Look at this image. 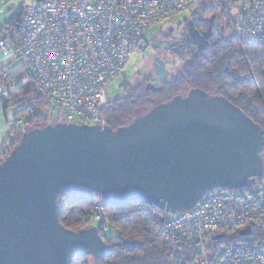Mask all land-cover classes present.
Segmentation results:
<instances>
[{
	"label": "water",
	"instance_id": "1",
	"mask_svg": "<svg viewBox=\"0 0 264 264\" xmlns=\"http://www.w3.org/2000/svg\"><path fill=\"white\" fill-rule=\"evenodd\" d=\"M263 134L229 100L197 88L116 130L56 122L24 131L0 163V264H71L74 253L112 252L97 226L74 231L59 222L61 192L177 214L210 191L253 188L264 174Z\"/></svg>",
	"mask_w": 264,
	"mask_h": 264
},
{
	"label": "built area",
	"instance_id": "2",
	"mask_svg": "<svg viewBox=\"0 0 264 264\" xmlns=\"http://www.w3.org/2000/svg\"><path fill=\"white\" fill-rule=\"evenodd\" d=\"M225 2L245 9L246 40L264 46V0ZM191 4L192 0H36L23 6L17 43L0 34V93L12 84L8 66L20 58L32 86L48 108L61 112L63 122L106 126L102 111L111 99L112 85L123 76L133 52L143 49L144 34ZM260 76L264 109V67ZM9 147V140L0 144V163ZM261 154L264 165V146ZM233 191H210L182 213L157 209L164 218L158 225L163 242L175 249L197 245L199 254L190 264H264V242L226 245L212 260L205 253L210 234L264 225V174L253 188L242 194ZM152 208L145 206L147 211ZM94 221L99 222L101 236L111 228L100 202L94 206Z\"/></svg>",
	"mask_w": 264,
	"mask_h": 264
},
{
	"label": "trees",
	"instance_id": "3",
	"mask_svg": "<svg viewBox=\"0 0 264 264\" xmlns=\"http://www.w3.org/2000/svg\"><path fill=\"white\" fill-rule=\"evenodd\" d=\"M218 1L223 8L231 4L225 0ZM241 11L245 18L242 29H245V9L241 7ZM21 12L22 7L14 18L0 29V34L8 35L12 44L17 43ZM263 67L264 46L248 42L245 32H242L239 38L231 34L228 38L209 40L197 56L192 54L185 59L178 76V87H165L160 92L153 93L141 90L142 87L131 90L130 86L124 85L122 94L110 99L102 113L107 126L116 130L126 126L140 113L154 105L166 102L187 85L226 98L264 130V109L260 100V74ZM7 80L12 84L5 86L0 93V99L4 107L15 108V120L10 126L8 137L9 154L21 140L24 131L64 120H61V115L57 111L46 106L22 65L19 69L10 71ZM141 109L143 111L137 114ZM5 159L6 157L2 162ZM56 202L59 208V222L65 228L74 231L91 227L94 206L96 202H100L103 214L110 221V230L114 232L102 235L105 243L112 248L109 255L96 258L92 255L74 253L71 256V264H90L88 260L90 257L93 258V264H190L199 254L195 244L175 249L163 242L158 232L162 218L160 212L155 208L147 211L145 209L147 204L140 200L115 206L106 203L96 193L61 192ZM249 228V232L243 235L240 234L242 229L210 234L205 242V253L212 260L226 245L235 243L255 245L264 242V225H250Z\"/></svg>",
	"mask_w": 264,
	"mask_h": 264
},
{
	"label": "flooded vegetation",
	"instance_id": "4",
	"mask_svg": "<svg viewBox=\"0 0 264 264\" xmlns=\"http://www.w3.org/2000/svg\"><path fill=\"white\" fill-rule=\"evenodd\" d=\"M187 13L188 17L183 20H177V11L156 24L150 41H145L142 50H136L140 53L150 50L145 63H149L151 68L149 72H145L146 76L142 82L146 92L157 93L165 87H178V76L185 59L192 54L197 56L203 49V42L207 45V41L220 40L224 36L226 27L222 21L226 18L225 12H214L212 16L195 15L189 8ZM207 32L208 35L205 34ZM141 71L138 69L137 74ZM130 88L140 89L141 84L135 86L133 83ZM191 89L193 88L185 85L168 100L178 95L185 96Z\"/></svg>",
	"mask_w": 264,
	"mask_h": 264
},
{
	"label": "rangeland",
	"instance_id": "5",
	"mask_svg": "<svg viewBox=\"0 0 264 264\" xmlns=\"http://www.w3.org/2000/svg\"><path fill=\"white\" fill-rule=\"evenodd\" d=\"M36 4V0H0V29H2L7 22H9L16 13L19 11V9L23 6H30ZM190 8L193 10V13L195 15L203 14L205 16H212L214 12H217L219 10H222L225 12L226 18L223 19L222 23L226 27V32L224 34V38H228L232 35L239 38V36L242 35V32H245V29H242L244 25L245 18L243 17V13L241 11V6H238L237 4L233 3L228 5L227 8H223L222 4L219 3L218 0H192V4ZM188 17L187 10L186 11H180L177 15V20H183L184 18ZM169 18V16L167 17ZM171 18V17H170ZM155 26L151 27L144 35L145 39L147 41H150L154 34ZM150 53V50H146L145 52H136L134 51L131 58L128 61L127 68L120 78H118L112 85V89L110 91L109 97L115 98L117 96H120L123 92V86L128 85L130 83L131 86L133 83L135 86L140 85L142 89L144 90V83H142L145 79L146 73L150 71V64L145 63V58ZM22 65V60L20 58H16L14 61L11 62V64L8 66L9 71H13L16 69H19V67ZM138 69H141V73L137 74ZM185 88L183 89V91ZM183 91H180L181 93ZM15 110V108H13ZM59 114L61 112L58 109H55ZM143 110H138L137 114L142 112ZM143 113V112H142ZM141 114V113H140ZM61 120H65L63 115H61ZM9 140V139H7ZM6 141V140H5ZM263 181V180H260ZM235 194H242L244 192L243 189H234L233 191ZM99 225L98 221L92 222L91 219V226H97ZM99 230V229H98ZM113 232V230H110L107 232ZM106 233V234H107ZM114 233V232H113ZM100 234V231H99ZM161 236V235H160ZM102 237V236H101ZM104 240V239H103ZM90 264H93V258H88Z\"/></svg>",
	"mask_w": 264,
	"mask_h": 264
},
{
	"label": "crops",
	"instance_id": "6",
	"mask_svg": "<svg viewBox=\"0 0 264 264\" xmlns=\"http://www.w3.org/2000/svg\"><path fill=\"white\" fill-rule=\"evenodd\" d=\"M15 120V110L13 107H4L0 99V144L8 139L10 126Z\"/></svg>",
	"mask_w": 264,
	"mask_h": 264
}]
</instances>
